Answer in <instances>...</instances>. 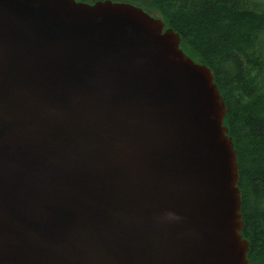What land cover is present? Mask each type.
I'll return each instance as SVG.
<instances>
[{
  "label": "water",
  "instance_id": "95a60500",
  "mask_svg": "<svg viewBox=\"0 0 264 264\" xmlns=\"http://www.w3.org/2000/svg\"><path fill=\"white\" fill-rule=\"evenodd\" d=\"M165 26L0 0V264H249L227 106Z\"/></svg>",
  "mask_w": 264,
  "mask_h": 264
},
{
  "label": "trees",
  "instance_id": "16d2710c",
  "mask_svg": "<svg viewBox=\"0 0 264 264\" xmlns=\"http://www.w3.org/2000/svg\"><path fill=\"white\" fill-rule=\"evenodd\" d=\"M159 13L184 52L207 64L237 150L249 264H264V4L260 0H115Z\"/></svg>",
  "mask_w": 264,
  "mask_h": 264
},
{
  "label": "rangeland",
  "instance_id": "374dc122",
  "mask_svg": "<svg viewBox=\"0 0 264 264\" xmlns=\"http://www.w3.org/2000/svg\"><path fill=\"white\" fill-rule=\"evenodd\" d=\"M82 1H86V2H93V1H96V0H82ZM261 2H263V4H264V0H260ZM153 15H155V17L157 16V17H159L160 16V14L159 13H153Z\"/></svg>",
  "mask_w": 264,
  "mask_h": 264
},
{
  "label": "bare ground",
  "instance_id": "6f19581e",
  "mask_svg": "<svg viewBox=\"0 0 264 264\" xmlns=\"http://www.w3.org/2000/svg\"><path fill=\"white\" fill-rule=\"evenodd\" d=\"M180 48L182 49V47H181V43H180ZM183 50V49H182ZM184 51V50H183ZM185 53V52H184ZM186 54V53H185ZM216 82V81H215Z\"/></svg>",
  "mask_w": 264,
  "mask_h": 264
}]
</instances>
